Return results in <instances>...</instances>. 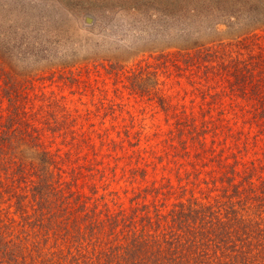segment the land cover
<instances>
[{
    "label": "rangeland",
    "instance_id": "obj_1",
    "mask_svg": "<svg viewBox=\"0 0 264 264\" xmlns=\"http://www.w3.org/2000/svg\"><path fill=\"white\" fill-rule=\"evenodd\" d=\"M94 1L0 0V130L7 90L62 181L114 210L264 162V0Z\"/></svg>",
    "mask_w": 264,
    "mask_h": 264
},
{
    "label": "trees",
    "instance_id": "obj_2",
    "mask_svg": "<svg viewBox=\"0 0 264 264\" xmlns=\"http://www.w3.org/2000/svg\"><path fill=\"white\" fill-rule=\"evenodd\" d=\"M54 1L78 12L95 2ZM6 94L12 110L0 130V264H264V162H227L211 178L177 172L178 186L144 187L129 208L114 210L97 190L81 194L62 181Z\"/></svg>",
    "mask_w": 264,
    "mask_h": 264
}]
</instances>
